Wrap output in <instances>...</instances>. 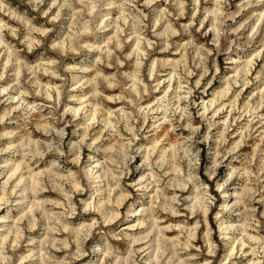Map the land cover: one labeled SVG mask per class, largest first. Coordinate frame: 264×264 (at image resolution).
Returning <instances> with one entry per match:
<instances>
[{
    "label": "rangeland",
    "instance_id": "1",
    "mask_svg": "<svg viewBox=\"0 0 264 264\" xmlns=\"http://www.w3.org/2000/svg\"><path fill=\"white\" fill-rule=\"evenodd\" d=\"M0 195V264H264V0H0Z\"/></svg>",
    "mask_w": 264,
    "mask_h": 264
},
{
    "label": "bare ground",
    "instance_id": "2",
    "mask_svg": "<svg viewBox=\"0 0 264 264\" xmlns=\"http://www.w3.org/2000/svg\"><path fill=\"white\" fill-rule=\"evenodd\" d=\"M22 166V165H21ZM19 168L16 166L14 169L12 168V172L9 174V176H8V179L6 180V182H5V184L4 185H7L8 184V182H10L11 181V179L15 176V174L17 173V170H18ZM10 180V181H9ZM5 187V186H4ZM12 188L8 191V193H7V195L10 197V198H12V197H14L15 196V194H16V192H15V189L17 188V187H19L18 186V184H16L15 186H11ZM18 189V188H17ZM118 202L119 201H116V203H117V205H118ZM6 204H8V200L3 196V195H0V206L1 205H3V206H5ZM116 207V206H115ZM113 217V216H112ZM31 223V222H30ZM126 228H128V227H124L123 229H126ZM14 234V233H13ZM14 238V237H13ZM15 241H16V239H14ZM14 245V244H13ZM12 245V246H13Z\"/></svg>",
    "mask_w": 264,
    "mask_h": 264
}]
</instances>
